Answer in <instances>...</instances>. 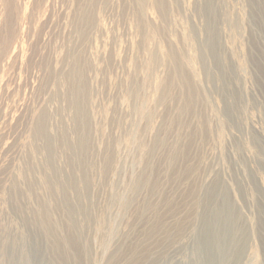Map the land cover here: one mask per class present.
Instances as JSON below:
<instances>
[{
  "label": "rangeland",
  "instance_id": "obj_1",
  "mask_svg": "<svg viewBox=\"0 0 264 264\" xmlns=\"http://www.w3.org/2000/svg\"><path fill=\"white\" fill-rule=\"evenodd\" d=\"M138 6L0 0V264H264V0Z\"/></svg>",
  "mask_w": 264,
  "mask_h": 264
},
{
  "label": "bare ground",
  "instance_id": "obj_2",
  "mask_svg": "<svg viewBox=\"0 0 264 264\" xmlns=\"http://www.w3.org/2000/svg\"><path fill=\"white\" fill-rule=\"evenodd\" d=\"M132 1V0H131ZM161 1V0H160ZM177 1V0H176ZM194 1V0H193ZM204 2V1H203ZM144 3H145V0H137V4L139 5L138 7H143V5H144ZM197 3V2H196ZM8 4V3H7ZM207 6V5H206ZM163 8L165 7V6H162ZM209 9V8H208ZM140 10V9H139ZM165 12V11H164ZM15 13V12H14ZM185 13V12H184ZM212 13V12H211ZM166 14V13H165ZM216 16V15H215ZM88 21H89V19H87ZM86 20V21H87ZM11 22V21H10ZM18 23V22H17ZM4 24V23H3ZM92 24V23H91ZM142 25V24H141ZM203 25V24H202ZM139 27V26H138ZM11 28V27H10ZM75 29V28H74ZM80 32V31H79ZM212 32H214V31H212ZM175 36V35H174ZM213 36V38H214V34L212 35ZM150 37H151V35H150ZM14 38V37H13ZM146 39V38H145ZM149 42V41H148ZM191 43V42H190ZM192 45V44H191ZM214 47V46H213ZM57 48V47H56ZM59 48V47H58ZM155 50V49H154ZM7 51H8V46L6 45V50H4V52H5V54L7 55ZM157 51V50H156ZM172 54V53H171ZM4 55V54H3ZM172 56V55H171ZM173 59V58H172ZM178 59V58H177ZM207 59V58H206ZM176 60V59H175ZM180 60H178V61H175V62H179ZM175 62H174V64H175ZM107 63V62H106ZM132 63V62H131ZM207 63H209V62H207ZM74 64V63H73ZM154 65V64H153ZM176 65H177V63H176ZM205 65V64H204ZM128 66V65H127ZM243 66V65H242ZM181 66H180V64H179V68H180ZM151 68V67H150ZM192 68V67H191ZM181 69V68H180ZM78 70V73H80L81 71L77 68V66L76 65H73L72 66V69H71V71L69 72V74L67 75V78H65L66 79V82H67V92H66V99H67V102H68V106H69V109H70V111L72 112V116L71 117H73V119H74V124L76 125V126H78V125H83V124H85V122H86V118L83 116V115H85V113L84 112H82L81 111V109H83V107H81L80 106V100H79V98H80V95H81V93L82 92H86V90H85V81H84V79L81 77L80 78V80L82 81V86H80V88H77V87H75V83H73V81H72V78H74V76H75V74H76V71ZM177 70V69H176ZM80 71V72H79ZM150 71H151V69H150ZM183 70H181V72H182ZM178 72H179V69H178ZM151 73V72H150ZM180 73V72H179ZM208 73V72H207ZM181 74V76H183V72L182 73H180ZM79 75H81V74H79ZM76 76H78V75H76ZM155 76V75H154ZM112 77V76H111ZM184 77H185V75H184ZM195 78V77H194ZM75 79H76V77H75ZM182 79V78H181ZM189 79V78H188ZM114 80V79H113ZM81 81H80V83H81ZM186 85H188L187 84V82L189 81V80H187V82H186V80L184 79V80H182ZM181 81V82H182ZM77 83V82H76ZM190 83V82H189ZM218 83V82H217ZM75 84V85H74ZM185 84H183V85H185ZM160 86V85H159ZM139 87V86H138ZM186 87V86H185ZM191 87V86H190ZM193 87V86H192ZM92 91V90H91ZM189 91V90H188ZM191 93V92H190ZM85 95H86V93H85ZM84 95V96H85ZM191 96V94H189L188 93V96ZM194 95V94H193ZM192 95V96H193ZM162 96V95H161ZM135 97V96H134ZM160 99H161V97H160ZM163 99V98H162ZM189 99H191L190 97H189ZM193 100H194V98H193ZM188 103H189V100L187 101ZM82 103V102H81ZM187 104V103H186ZM190 104H191V102H190ZM190 104H188V105H190ZM192 105V104H191ZM190 105V106H191ZM211 106V105H210ZM81 107V108H80ZM93 108V107H92ZM190 109V108H189ZM103 113V112H102ZM42 114V113H41ZM213 114V113H212ZM148 116H150L149 114H148ZM45 115H42V116H40V118L37 120V123H36V131H37V133H39V134H44L45 133ZM222 119V118H221ZM225 122V121H224ZM97 126V125H96ZM82 127V126H81ZM85 127V126H84ZM83 127V128H84ZM88 127V126H87ZM26 129V128H25ZM86 129V128H85ZM84 129V130H85ZM77 133V132H76ZM36 134V133H35ZM38 134V135H39ZM48 135V134H47ZM40 137V136H39ZM42 137V136H41ZM43 137H45V135H43ZM81 138V137H80ZM88 138V137H87ZM157 138V137H156ZM50 139H51V137H50ZM45 141V140H44ZM48 141H49V138H48ZM55 141V140H54ZM53 141V142H54ZM63 141V140H62ZM61 141V142H62ZM78 141V140H77ZM115 141V140H114ZM51 142H52V140H51ZM52 142V143H53ZM123 142V141H122ZM45 143H48V142H45ZM49 144H50V142H49ZM55 144H56V142H55ZM54 144V145H55ZM65 144V143H64ZM63 145V144H62ZM48 145H46V147H47ZM43 147V146H42ZM44 147H45V145H44ZM50 148H51V145H50ZM66 148L68 149H70V151H71V153H72V155L75 153V152H77V151H79V152H83V151H85V149L87 148V146H86V141H84V140H82V141H79V142H77V143H75V144H71V143H68V142H66ZM88 149H89V147H88ZM87 149V150H88ZM52 150H53V148H52ZM46 151H47V149H46ZM53 152V151H52ZM49 153V152H48ZM49 154H51V153H49ZM54 155V154H53ZM47 156H49V155H47ZM46 156V157H47ZM51 156H52V154H51ZM172 156H173V154H172ZM50 157V156H49ZM48 157V158H49ZM171 158V157H170ZM45 159H47V158H45ZM52 159V158H51ZM73 159V158H72ZM48 161V160H47ZM73 161H74V159H73ZM171 161V160H170ZM174 161V160H173ZM48 163H50V162H48ZM53 162H51V164H52ZM172 164H175V161H174V163H172ZM50 165V164H49ZM112 166V165H111ZM50 168V167H49ZM52 170V169H51ZM56 173V172H55ZM54 174V173H53ZM48 175V174H47ZM54 177H55V175H54ZM141 179V178H140ZM47 180V179H46ZM52 181V180H51ZM80 181V180H79ZM137 182H138V180H137ZM53 183V182H52ZM79 183V182H78ZM18 184V183H17ZM17 184H16V186H17ZM60 184V183H59ZM88 184V183H87ZM137 184V183H136ZM14 186H15V184H13ZM77 185V184H76ZM76 185H75V183L73 184V186H72V189H75L76 188ZM19 186V185H18ZM31 186V185H30ZM29 187V186H28ZM64 187V186H63ZM13 188V187H12ZM60 189V188H59ZM64 189H65V187H64ZM20 190V189H19ZM31 190V189H30ZM50 190V189H49ZM9 191H11V190H9ZM16 191H17V189H16ZM33 191V190H32ZM31 191V192H32ZM54 191V190H53ZM84 191V190H83ZM50 192V191H49ZM64 192V191H63ZM82 192V191H81ZM217 192V191H216ZM11 193V192H10ZM33 193V192H32ZM55 193V192H54ZM208 193H210L209 191H208ZM213 193V192H212ZM12 194V193H11ZM216 194V193H215ZM13 195V194H12ZM10 196V195H9ZM8 196V197H9ZM18 196V195H17ZM212 196V195H211ZM210 196V197H211ZM21 197V196H20ZM56 197V196H55ZM209 197V196H208ZM15 198V197H14ZM18 198V197H17ZM79 198H81V197H79ZM26 199V198H25ZM212 199V198H211ZM20 200V199H19ZM39 200V199H38ZM24 201V200H23ZM21 202H22V200H21ZM70 202V201H69ZM79 202V201H78ZM23 203V202H22ZM81 203V202H80ZM20 204V203H19ZM40 203L38 202V205H39ZM41 204H43V203H41ZM228 204V203H227ZM226 204V205H227ZM74 205V204H73ZM22 206V205H21ZM75 206V205H74ZM24 207H25V205H24ZM23 207V208H24ZM85 207V206H84ZM109 207V206H108ZM227 207V206H226ZM43 208V207H42ZM45 208V207H44ZM70 208L71 209H73L72 208V206L70 205ZM75 208H77L76 206H75ZM34 209V208H33ZM227 209H229V207L227 208ZM25 210H26V208H25ZM77 210V209H76ZM42 213L44 212V210L42 209V211H41ZM68 212V211H67ZM217 212V211H216ZM20 213V212H19ZM46 213V212H45ZM228 213V212H227ZM71 214H74V212L72 211L71 212ZM229 214V213H228ZM14 215H15V213H14ZM42 215H44V214H42ZM41 215V216H42ZM47 215H48V213H47ZM219 215V214H218ZM20 216V215H19ZM49 216V215H48ZM44 218L46 217V216H43ZM217 217V216H216ZM21 218V217H20ZM39 218V217H38ZM47 218V217H46ZM70 218V217H69ZM68 218V219H69ZM226 218V217H225ZM25 219V218H24ZM48 219V218H47ZM228 219V218H227ZM21 220H23V218L21 219ZM27 220H29L28 218H26L25 219V221L24 222H26V223H28L27 222ZM38 220V219H37ZM216 220V219H215ZM224 221V220H223ZM47 222H49V220L47 221ZM25 223V224H26ZM46 223V222H45ZM210 223V222H209ZM228 223V222H227ZM31 224V223H30ZM49 224H51V223H48V230L50 231V234H52V238L54 237L55 238V233H54V231L55 230H53V226H50ZM72 224V223H71ZM70 224V225H71ZM157 224V223H156ZM28 224H26V226H27ZM42 225V224H41ZM45 225H47V224H45ZM29 226V225H28ZM44 225H42V227H43ZM72 226V225H71ZM31 227V226H30ZM29 227V228H30ZM69 227V226H68ZM214 227V226H213ZM70 228V227H69ZM33 229V228H32ZM45 229V228H44ZM30 230H31V228H30ZM35 230V229H34ZM46 230V229H45ZM69 230V229H68ZM33 232V231H32ZM35 232H36V230H35ZM35 232H33V233H35ZM212 232V231H211ZM23 234H24V232H23ZM31 235H32V233H30ZM35 236H36V234H34ZM23 236V235H22ZM28 236V235H27ZM70 237V236H69ZM240 237H242V236H240ZM28 238V237H27ZM31 238V237H30ZM32 238H34V237H32ZM48 238H49V236H48ZM76 238V237H75ZM70 239V238H69ZM77 239V238H76ZM97 239V238H96ZM26 240V239H25ZM51 241V240H50ZM55 241V240H54ZM58 241V240H57ZM72 241V240H71ZM210 241V240H209ZM68 242V241H67ZM76 242V241H75ZM215 242V241H214ZM31 243H32V240H31ZM53 243V242H52ZM58 243V242H57ZM70 243V242H69ZM205 243V242H204ZM241 243H242V241H241ZM34 244V243H33ZM32 244V245H33ZM59 245H60V242L58 243ZM31 245V246H32ZM36 245V244H35ZM53 246V245H52ZM207 246H209V245H207ZM234 246V245H233ZM239 246V245H238ZM57 247V246H56ZM60 247H62V246H60ZM237 247V246H236ZM240 247V246H239ZM238 247V248H239ZM54 248V247H53ZM237 248V249H238ZM56 249V248H55ZM58 249V248H57ZM73 249H74V246H73ZM62 250H64V249H62ZM77 252H78V249L76 250ZM75 251V252H76ZM80 251V250H79ZM53 252H55V251H53ZM58 252V251H57ZM60 252V251H59ZM96 252V251H95ZM240 252V251H239ZM63 253H64V251H63ZM62 253V254H63ZM238 253V250H237V252H236V254ZM59 254V253H58ZM58 254H56V255H58ZM79 254H80V252H79ZM82 254V253H81ZM239 254V253H238ZM2 255V254H1ZM64 255V254H63ZM75 255H76V253H75ZM83 255V254H82ZM3 256V255H2ZM17 255H15V257H16ZM59 256L60 255H58V258H59ZM62 259H64V257L65 256H60ZM80 257V256H79ZM143 257V256H142ZM60 258V259H61ZM76 258H78V257H76ZM22 259V258H21ZM23 259H24V257H23ZM145 259V258H144ZM27 260V259H26ZM139 260H141V259H139ZM1 261V260H0ZM66 260H64V262H65ZM144 261V260H143ZM60 262V261H59ZM1 263V262H0ZM62 263V262H61ZM129 263V262H128ZM2 264H4V263H2ZM64 264V263H63Z\"/></svg>",
  "mask_w": 264,
  "mask_h": 264
}]
</instances>
